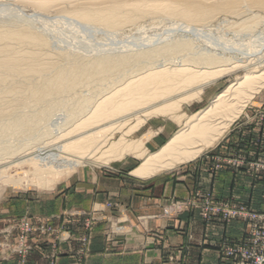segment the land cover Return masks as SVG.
Listing matches in <instances>:
<instances>
[{"label": "bare ground", "instance_id": "6f19581e", "mask_svg": "<svg viewBox=\"0 0 264 264\" xmlns=\"http://www.w3.org/2000/svg\"><path fill=\"white\" fill-rule=\"evenodd\" d=\"M7 1L39 16L54 14L80 28L114 33L112 37L125 25L159 15L170 20V26L195 34V40L149 34L145 39L142 33L144 38L138 35L130 44L120 45L124 51L107 49L91 57L81 51L57 54L52 37L46 35L54 33L52 29L41 33L34 20L19 16L0 20V184L5 186L52 190L79 167L95 162L108 165L126 155L142 160L134 177L152 178L173 171L220 141L264 88V17L245 16L242 9L249 11L248 0ZM251 1V6L264 8V0ZM219 14L238 17L240 23L233 26L243 28L231 38L206 33L204 26ZM241 33L250 37L248 41L236 39ZM87 44L83 49L92 50ZM239 71L245 75L202 113L189 116L183 129L157 153L147 154L145 144L151 135L128 138L134 128L108 145L115 131L140 115L144 118L140 117L137 129L148 117L184 118L178 115L184 101L200 97L205 88ZM84 89L90 91L88 96L82 94ZM47 140L19 155L31 143Z\"/></svg>", "mask_w": 264, "mask_h": 264}, {"label": "rangeland", "instance_id": "374dc122", "mask_svg": "<svg viewBox=\"0 0 264 264\" xmlns=\"http://www.w3.org/2000/svg\"><path fill=\"white\" fill-rule=\"evenodd\" d=\"M4 1H6L5 3L3 2L4 4H0V18H2L0 20H4L7 17L16 18L19 16L26 19L28 18L32 21L34 20L33 23L35 24V27L37 29L39 28L38 31L41 33H45L44 31L49 32L53 30L54 33L52 34L55 37L50 32H46V35H49L48 38H55V41L62 40L60 41L62 44H60V42H55L52 38V40L49 38L50 42L52 43V48L57 54H75L80 53L81 51V54H86L91 57L94 55H99V53L102 51L105 52V50L107 52V49L111 52L124 51L123 47L120 45L123 46L125 44H130V42L135 39V37L141 35L142 33H145V36L143 35L145 39L150 38L149 35H151L152 38H154V36H163L162 38L166 36L173 38L176 37V39L187 36L192 37V39L195 40V34H187L186 32H182L181 29L175 28V26H170V20L165 21V18L159 15L148 16L139 19L135 24L125 25L122 27V31H120L119 34L115 33V36L118 37H112L114 33L112 34L107 31H94L92 28H80V26H76V24L72 25L66 19L62 18L65 21L64 22L60 17H57L54 14H48V17L47 15L39 16L38 14L23 10L22 7L17 6L15 3L13 5V2L11 3L7 0ZM247 2L249 3V11L242 9L245 16L259 15V18L264 17V8L261 9L251 6V0H248ZM226 15L227 14L217 15L216 18L219 20L215 18L212 21L213 23L211 22L204 26L207 29L203 30L216 38L219 34L220 36L228 35L231 38L234 31H240L243 27L233 26V23H240L238 17ZM35 21L37 22L35 23ZM60 21H63L62 23H64L65 26L61 25L62 23H59ZM58 26H64L67 29L71 27V29L80 28L79 30L81 31L78 32L79 30L77 29V33L73 31L74 29L67 30L64 29V27L59 28ZM141 26L142 28H145V31L142 30L139 32ZM45 28L49 30H45ZM147 28H149L151 31L149 32ZM154 28H156V30H154ZM172 28H175V30ZM62 29L63 31L65 30L64 33L59 32L62 31ZM66 31H69L70 33ZM105 33L107 34L105 35ZM62 34H64L65 37L62 36ZM109 34L111 36L108 41ZM84 35H86V37L88 36L90 42H87L89 40L86 39ZM143 36L139 38H144ZM244 36L245 34L241 33L239 38L236 39L239 41H248V38L250 37L248 36V38H246ZM57 37L60 39H57ZM62 37H64V39ZM125 39H128V41ZM115 40L118 42L115 43ZM107 41L109 42V45L107 44ZM92 42H94L96 45L92 44ZM66 43H68L69 46ZM78 43L81 44V46L79 45L80 48ZM86 44L88 46L92 45V50L88 51V48L83 49V47H85L83 45ZM77 46L78 48H76ZM101 48L105 49L101 50ZM244 75L245 74L242 71H239L235 74L233 73L232 75H227L218 80L215 85L205 88L203 94L200 97L190 98L187 100V102L184 101L180 106V111L178 112L179 116L181 115L184 117L182 119L176 117L171 118L170 116L148 117L140 129H137L139 126L138 124H140L142 121L140 120V117L144 118V116L140 115L139 117L130 119L122 130L115 131L113 135L110 136L108 145L120 139L123 135H125V132H128L133 128L134 133H131L128 138L134 140L141 139V136L145 133V131L150 130V127L152 126L150 124L151 122H153L157 128H151V131L148 132L149 135L154 136V132H157L159 127H165V131H167L166 133L170 134V136L173 138L176 133L183 129V125L185 124L184 122L189 116L202 113L209 107L212 101L218 97L219 94L226 91L228 87H230L237 79L242 78ZM82 92L83 95L88 96L90 91L84 89ZM246 106L247 107L244 109L243 113L235 120V123L221 137L220 141H218L214 146L206 148L200 158L189 162V164L204 161L205 169L213 176L223 170H231L236 176L241 175L248 177L252 185L260 186L261 184H264V88L259 94H256ZM47 142L48 140L45 142H39L37 144L31 143V146L21 151L19 155L27 150H30L31 148L35 149V146L38 144H40L38 146H43L47 144ZM167 143L164 144L166 145ZM145 147L147 154L157 153L158 151L157 150L156 152H153V150L147 148L146 144ZM93 164L94 166L85 165L83 167H79V169L71 173L69 177L58 183L54 189L48 191L39 190L34 186L15 189L11 186H5V184L3 185V183H1L0 218L2 219V217L8 215L9 212L7 206L9 204L10 214L16 215L21 210H24L22 203L19 204L17 202H21V200H23L27 203L26 207H33V204L36 201L39 199L43 200L44 198L49 197V195L54 194L57 189L60 188V186L70 181V179L75 177L79 172H93L96 170L103 171L104 173L111 175L114 174L112 173V170H116L120 174L133 175L134 171L141 166L142 160L136 158L135 156L133 157V155H126L121 161L111 162L108 165H99L100 163L97 164L96 162ZM189 164L176 167L173 171L158 175L163 177L177 176L181 169L185 166H188ZM119 207V204L114 203H109L106 205L105 210L111 211L110 215H104L103 212L105 210H99L91 214L68 212L65 213L64 217L35 214L13 217L6 222V227L0 231V262L3 263V261H8L13 258L15 261L14 264H29L31 257L35 254V252H38L37 249L41 248V245L49 243V252L42 253L41 255L47 264H61V260L67 255V252L70 253V257L73 259L75 264H83L86 258H88L92 253L91 247L97 225H107L108 228L106 236L108 237L109 242H111L115 237H121L127 234V228L129 225L128 220H125L123 217H121V215L117 216L115 214L118 213ZM191 210L197 211V216L206 226H210L213 223L224 224L227 227L238 223L242 224L241 226L243 233L239 241H224L217 246L219 251L218 264H256V259H264V201L261 203V208L257 209L251 203L244 202L240 199L237 200L227 197L219 198L213 189H206L205 191L194 190L185 200L178 202L175 201L174 203L166 206L163 210V218L172 219L185 211ZM145 221V218H139V225L143 227ZM75 231H82L78 238L74 237ZM165 235L166 234L163 233L159 235V237L165 239ZM73 242H78V247L70 250L71 243ZM165 257L166 258L162 264H188L186 262L185 256L179 257L178 259L174 253H169L168 255L166 254ZM192 264L201 263L196 262Z\"/></svg>", "mask_w": 264, "mask_h": 264}, {"label": "crops", "instance_id": "0c3cea01", "mask_svg": "<svg viewBox=\"0 0 264 264\" xmlns=\"http://www.w3.org/2000/svg\"><path fill=\"white\" fill-rule=\"evenodd\" d=\"M150 124V130L145 131L141 137L149 135L151 128H157L153 122ZM166 132L165 127H159L154 136L146 141L147 148L156 152L164 146L172 138ZM204 165V161L190 163L177 176L158 175L142 179L132 174H120L116 170H112L114 174L111 175L96 170L79 172L54 194L36 201L33 207H26L27 203L23 200L17 202L22 203L25 211L11 215L9 204L8 215L0 218V231L13 217L33 214L64 217L68 212L91 214L104 211L106 205L114 203L120 206L115 214L129 222L127 234L109 242L106 236L107 225H97L92 253L83 264H162L165 255L169 253H174L178 259L185 256L188 264H218L217 246L224 241H239L243 233L242 224L227 227L213 223L206 226L194 210L167 219L163 218L164 208L175 201L185 200L194 190L213 189L219 198L240 199L259 209L264 201V184L252 185L248 177L236 176L231 170H223L213 176ZM103 213L110 215L111 211L105 210ZM139 218L146 219L143 227L139 225ZM81 233L82 231H75L74 237L78 238ZM163 233L166 234L165 239L159 237ZM76 247L78 242H73L70 250ZM49 249V243L41 245L29 264H47L41 255L48 253ZM14 263L13 258L0 262ZM61 264H75L70 253L67 252L62 258Z\"/></svg>", "mask_w": 264, "mask_h": 264}, {"label": "built area", "instance_id": "2783aa9c", "mask_svg": "<svg viewBox=\"0 0 264 264\" xmlns=\"http://www.w3.org/2000/svg\"><path fill=\"white\" fill-rule=\"evenodd\" d=\"M256 264H264V259L263 258L256 259Z\"/></svg>", "mask_w": 264, "mask_h": 264}]
</instances>
